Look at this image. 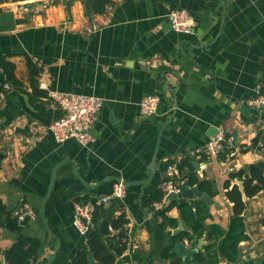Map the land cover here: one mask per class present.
<instances>
[{
	"label": "crops",
	"instance_id": "0c3cea01",
	"mask_svg": "<svg viewBox=\"0 0 264 264\" xmlns=\"http://www.w3.org/2000/svg\"><path fill=\"white\" fill-rule=\"evenodd\" d=\"M12 1L32 9L0 5L16 20L0 29V55L14 63L20 82H5L0 92V263L69 264L88 239L73 224L74 203L109 194L117 176L131 184L98 209V226L121 213L127 219V249L114 264H170L160 251L173 246L185 224L174 206L167 215L177 226L161 228L160 209L145 204L161 186L160 165L168 160L187 159L200 180L215 184L214 196L199 189L214 204L194 197V206L210 213L206 224L226 228L233 203L225 192L240 188L251 168L264 169V137L251 143L264 130L263 111L247 102L264 94V0H111V8L92 17L81 0ZM177 8L194 16L193 32L172 28L167 14ZM27 56L41 69L39 95L32 93ZM49 89L101 98L93 142L55 141L49 124L60 111ZM148 94L159 103L155 114L144 116L138 103ZM219 129L235 146L209 156L204 146ZM76 173L89 184L103 182L73 191ZM243 200L248 238L239 243L240 259L221 256L224 264L264 256V188ZM25 203L36 215L19 220L13 212ZM130 246H137V257Z\"/></svg>",
	"mask_w": 264,
	"mask_h": 264
},
{
	"label": "trees",
	"instance_id": "16d2710c",
	"mask_svg": "<svg viewBox=\"0 0 264 264\" xmlns=\"http://www.w3.org/2000/svg\"><path fill=\"white\" fill-rule=\"evenodd\" d=\"M3 0H0V3ZM84 8V13L88 17L95 14L105 12L106 5H110L111 0H81ZM16 20L12 19V12H4L0 8V29H6L14 25ZM26 65L30 76V85L32 87L33 95H39L37 86V79L40 68L37 67L30 57H26ZM14 63L9 61L5 55H0V69L5 75V80L0 82V92L3 84L10 82L12 84H19L20 82L14 74ZM264 137V130L258 131L256 136L252 139V145ZM175 164L176 177L178 183H186L187 186H198L201 191L209 193L214 196L217 193L215 184L209 180H200L198 176L192 172V165L187 159H183L178 164L174 161L168 160L160 165L163 173L166 172L169 164ZM226 188L229 183H225ZM243 192L238 185H233L225 194L226 197L233 203L232 215L229 219L226 228L217 223L206 224V218L210 217L209 212H202L199 203L195 210L186 198L177 200H169L168 203L162 207L158 215L161 217L160 227L166 226L176 227L177 220L167 215L170 208L176 206L179 215L185 224V229L176 233L173 238L174 242L186 240L190 244H195L200 237L205 236L206 243L202 246V250L195 254L194 259L199 264H219L220 256L224 257L228 262H236L240 259L241 248L239 243L248 238L245 231V223L243 210L245 207L243 194L251 197L264 188V169L260 167H253L249 170L243 181ZM161 187L156 188L146 199L145 204L154 209V203L159 201L162 197ZM81 202H87L88 198L84 197ZM100 207V206H99ZM96 208L93 217V228L88 233L87 249L78 251L70 260L69 264H89L88 256L92 254L97 264H114L116 258L121 256L127 249V241L124 235H119L120 230H124L127 219L124 213L117 217L110 219V224L101 234L98 230L99 214ZM0 209L2 206L0 205ZM111 230H114L112 232ZM172 246H166L160 251V257L164 260H169L170 264H181L180 259L171 251ZM132 252V258L136 256L135 250ZM130 256V257H131ZM126 256V259L130 258ZM137 257V256H136ZM247 264H264V256L249 260Z\"/></svg>",
	"mask_w": 264,
	"mask_h": 264
},
{
	"label": "built area",
	"instance_id": "2783aa9c",
	"mask_svg": "<svg viewBox=\"0 0 264 264\" xmlns=\"http://www.w3.org/2000/svg\"><path fill=\"white\" fill-rule=\"evenodd\" d=\"M9 4L25 12L32 9L30 3H17L12 0H3L0 5L9 6ZM107 8H111L110 5H107ZM167 18L172 28L177 32L191 33L197 26L194 16L185 8L169 11ZM47 97L56 104L60 111V114L49 124V130L56 142L63 143L68 139H75L80 144L86 145L94 141L91 129L102 105L100 97L93 94L51 89L47 91ZM247 102L251 106L261 107L264 115V94L257 93L249 98ZM158 103L159 98L157 95H145L138 103L139 111L144 116L155 114ZM234 146L235 141L233 137L222 129H219L207 140L204 149L209 156H218ZM176 174L174 163L169 164L160 186L163 192L162 197L154 203L156 209H161L168 203L171 193H178L180 191L181 184L175 180ZM124 190L125 184L118 181L113 185L109 194L103 195L95 201L74 203L73 224L77 230L81 234L87 235L93 228L95 209L108 202L112 197H121ZM13 214L19 220H24L25 218H33L36 215V211L29 204L25 203L15 210ZM111 231L114 232V230ZM134 247L137 246H130V251H133ZM0 264L8 263L2 262Z\"/></svg>",
	"mask_w": 264,
	"mask_h": 264
},
{
	"label": "water",
	"instance_id": "95a60500",
	"mask_svg": "<svg viewBox=\"0 0 264 264\" xmlns=\"http://www.w3.org/2000/svg\"><path fill=\"white\" fill-rule=\"evenodd\" d=\"M248 106L247 105H242V109H247ZM3 157L2 152L0 151V160ZM155 163H153L151 165V167L149 168L150 174L152 175L154 173V169H155ZM77 174V173H76ZM78 175V174H77ZM79 178V183L74 184L71 189L73 191H82L85 188H91L94 189L96 188L99 184H101V182H103V180L97 184H89L87 183L82 177H80L78 175ZM113 179H115L116 181H121L122 183L125 184V186H128L129 184H131V182L129 181H124L121 180L120 177H112ZM240 190L243 192V188H242V184L240 185ZM244 195V194H243ZM194 197H198L200 200H203L205 202L208 203V205L214 204V201L206 194V193H202L198 186L194 185L191 187H188L186 183H181L180 185V191L178 193H171L169 196L170 200H177L180 198H187L188 201L190 202V204L192 205L193 209H195L194 206ZM40 212L43 213L42 208L40 209ZM181 225V222H180ZM109 226V221L108 220H102L98 226V230L99 232L102 234L103 231L108 228ZM181 227L175 228L174 229V233L178 232L180 230ZM119 235H124L125 231L124 230H120L118 232ZM203 241H204V237H200L197 240V243L194 247H187L185 245L184 241H176L172 248L171 251L173 253H175L178 257L181 258L182 263L181 264H188L187 261H189V264H199L195 259V254L198 253L201 249H202V245H203ZM221 257V256H220ZM89 259V264H97L96 261L94 260V257L92 254H89L88 256ZM220 264H224V260L222 258L221 262L219 261Z\"/></svg>",
	"mask_w": 264,
	"mask_h": 264
}]
</instances>
